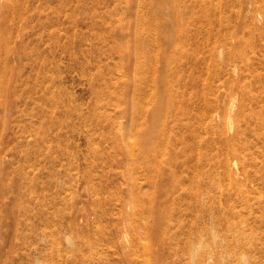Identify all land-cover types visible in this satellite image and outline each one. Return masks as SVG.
I'll return each mask as SVG.
<instances>
[{"label": "rangeland", "instance_id": "rangeland-1", "mask_svg": "<svg viewBox=\"0 0 264 264\" xmlns=\"http://www.w3.org/2000/svg\"><path fill=\"white\" fill-rule=\"evenodd\" d=\"M153 2L0 0V264H264V0Z\"/></svg>", "mask_w": 264, "mask_h": 264}, {"label": "clouds", "instance_id": "clouds-1", "mask_svg": "<svg viewBox=\"0 0 264 264\" xmlns=\"http://www.w3.org/2000/svg\"><path fill=\"white\" fill-rule=\"evenodd\" d=\"M213 239L202 236L198 241L193 242L185 253L186 264H213L211 251ZM66 240L71 243L69 237H66ZM253 259L248 251H243L238 257L237 264H253Z\"/></svg>", "mask_w": 264, "mask_h": 264}, {"label": "bare ground", "instance_id": "bare-ground-1", "mask_svg": "<svg viewBox=\"0 0 264 264\" xmlns=\"http://www.w3.org/2000/svg\"><path fill=\"white\" fill-rule=\"evenodd\" d=\"M162 1H164V0H154V2H153V4L154 3H156L157 4V6H158V4H160ZM155 12H154V16H157L158 15V13H159V9H157V8H155ZM160 37H161V41L162 40H164L165 42L167 41L168 43H170L169 42V40L166 38V36L164 35L163 36V34H160ZM156 40V39H155ZM144 54V53H143ZM146 55V54H145ZM155 55V54H154ZM139 108V107H138ZM164 109H165V107L164 106H158V108H157V113L155 114V120H156V124L154 125V129H158L157 128V124H158V122L160 121V124H164V122H162L163 121V119H164V117H165V113L163 112L164 111ZM164 113V114H163ZM144 137H146L145 135H144ZM256 139H257V141L258 140H261V141H263L264 142V133L263 134H261V135H259L258 137H255ZM143 152L145 153V155L146 156H149L150 155V151H149V149H148V147H147V145L145 146V148H143ZM262 158H264V153H262ZM148 159H150V158H148ZM229 161V160H228ZM262 162V161H261ZM151 163H153V161L151 162ZM237 163V162H236ZM251 165H253L254 167H255V173L253 174V176H251L250 177V174H248L247 175V177H250L251 178V180H250V183L252 184V186H255L254 187V189H256V190H260L259 192L262 194V197H264V167H262L261 165H259V163L258 162H255V161H252V163H250ZM230 165V164H229ZM230 167V166H229ZM229 169V168H228ZM230 170V169H229ZM237 177V176H236ZM235 177V178H236ZM230 179V178H229ZM259 195V194H258ZM259 196H261V195H259ZM263 203H264V201H263ZM248 209V208H247ZM249 210V209H248ZM259 210H260V212L261 213H259V214H261L262 215V217H264V204H263V206H261V207H259ZM261 217V219L263 220V218ZM254 218H256V217H253V219ZM261 230V229H260ZM259 230V231H260ZM247 231V230H246ZM257 236H259V235H257ZM238 242H240V240H238ZM260 242V241H259ZM237 245V244H236ZM248 245V244H247ZM243 249V248H242ZM262 255V254H261ZM149 261V260H148ZM148 264V263H147Z\"/></svg>", "mask_w": 264, "mask_h": 264}]
</instances>
